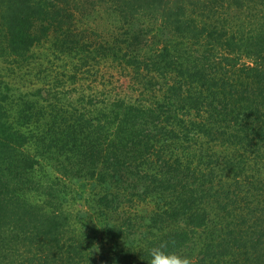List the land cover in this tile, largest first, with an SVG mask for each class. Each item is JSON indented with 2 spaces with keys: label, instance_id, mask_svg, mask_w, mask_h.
<instances>
[{
  "label": "trees",
  "instance_id": "16d2710c",
  "mask_svg": "<svg viewBox=\"0 0 264 264\" xmlns=\"http://www.w3.org/2000/svg\"><path fill=\"white\" fill-rule=\"evenodd\" d=\"M2 2L6 7L0 10V45L6 50L0 48V54L10 67L27 66L34 46L50 33L56 49L73 37L75 26L68 17L73 16L70 10H78L75 0H0V6ZM230 2L95 0L122 25L143 18L148 28L117 33L113 48L86 50V45L73 73L60 72L53 59L47 67L25 68L23 73L31 68L34 78L27 91L15 87L11 77L0 76V240L42 236L37 242L42 247L32 251L33 257H55L63 249L48 242L64 237L67 222L43 206L26 214L20 205L31 204L27 194H50L41 189L49 179L46 171L40 180L29 177L40 169L37 157H46L61 174L99 185L96 202L103 219L126 201L134 206L151 198L154 203L146 204H153L148 227L144 229L145 218L140 216L143 229L137 230L152 236L153 243L163 244L166 233L169 248L199 257L202 264H264L263 179L247 174L226 185L219 171L243 175L244 163L250 164L246 153L260 148L264 152V0L247 23L225 7L239 11V0ZM73 40L72 52L82 36ZM236 43L252 59L249 63H241ZM89 60L96 70L107 62L129 71V83L133 80L146 98L131 103L113 96L103 106H94L84 97H67L61 85L77 83L75 71ZM58 107L64 109L54 111ZM200 138H208L220 152L211 154L206 148L199 153ZM16 180L29 184L28 193L16 192ZM52 181L53 186L59 183L57 178ZM56 198L61 212L63 197ZM133 217L99 223L123 238L137 228ZM171 223L174 229L163 233ZM142 248L143 242L115 245L108 251L109 264H148L141 258ZM12 250L0 248V261Z\"/></svg>",
  "mask_w": 264,
  "mask_h": 264
},
{
  "label": "rangeland",
  "instance_id": "374dc122",
  "mask_svg": "<svg viewBox=\"0 0 264 264\" xmlns=\"http://www.w3.org/2000/svg\"><path fill=\"white\" fill-rule=\"evenodd\" d=\"M94 2L95 0H91L90 2L89 0H75V3H78V10H70V13H73V16L70 15L68 19L73 18V24L75 26V28L71 27V31L73 33L71 35H73V37L78 35L79 38L82 36V40H80L81 43L76 47L74 52L71 51L75 47V43H73V37L65 38V45L60 49H56L53 45L55 44V37L50 33L47 35L48 37H43V41L41 43H39L37 46H34L32 53L33 56L28 61V65L23 68L10 67L7 62H4L7 60L5 59L6 56L0 54V76L4 77L3 80L5 78L11 77L15 87H18L20 91H27L28 89L26 86H28L29 81H33L34 78H32L31 68L27 72L23 73L25 68L36 67L39 64L47 67L48 64H51L47 63L48 60L53 59V61L58 64L57 69L60 72L67 69L68 72L73 73V67L76 68L77 64H81V60L83 59L81 52L85 53L84 50L86 49V45V50L95 49L99 46H101L100 48H103L104 46L113 48L114 41L118 35L117 33L123 32L125 29L133 31L142 29L144 31V29H147L149 26V22L143 20V18H141L142 20L138 19L137 23L135 24L132 23L128 25H122L120 20L115 19L107 13L106 7L96 5ZM226 2L229 3L230 0H226ZM233 2L234 0H231L230 4ZM260 2H262V0H239V4L241 6L239 11L234 6L229 7L228 5H225V7L231 11V16H239L246 20L245 23H247L248 16H253V14L256 12L257 6L259 7L258 4ZM75 3L72 5L76 6ZM5 7L6 4L2 2L0 10H3ZM236 22L237 21L231 23ZM1 35L2 34H0V37ZM148 36L151 38V35ZM141 37L146 38L147 35H142ZM234 46L241 49L238 53L239 56H242L241 63H249V60H252L244 56L246 50L242 49L241 46L239 47L238 43L234 44ZM0 48H4L2 44L0 45ZM76 53L78 54L76 55ZM84 59L86 58L84 57ZM75 74L77 76V83L73 84L68 82L61 85V88L67 91L66 96L71 99H80L84 97L85 100H90L91 102L88 100L87 102L93 103L94 106L97 104L103 106L104 100H107L113 96L124 97L131 103H139L142 101V99L146 98L139 95V89L136 90L137 85L133 82V80L131 83H129L131 80V73L129 71H125L121 66H115V64L113 65V63L110 64L104 62L101 66H99V69L96 70L93 66V61L89 60V65L81 66L77 72L75 71ZM105 92L107 93L106 95ZM46 96L47 94L45 92V97ZM71 99L65 103L69 104ZM60 109L64 108L58 107L55 108L54 111L57 112ZM198 141L199 143L197 144L196 149L199 150V153L201 152V149L205 150L206 148H208V153L211 154L213 152H220L218 146L209 143L208 138H200ZM198 150H196L193 154L197 155ZM254 151V153L253 150H250L248 153H246L248 155L250 164L248 165V163H244L246 172L243 175L236 176L234 173H229L219 169L220 173L222 174L221 182L226 185L230 183H236V181L243 180L244 177L249 174L253 176V178L256 177L263 179L264 183V152L261 148ZM37 159H40V162L37 164L40 169L38 171L36 170L35 174H30L29 177L31 179L40 180L46 171V173L49 175V179L48 181H46V179L44 180L45 185L43 184L41 189H43V192H50V194L47 196H42V198L32 195L33 193H31V195L27 194L28 203L31 204L24 203V205H20L23 210H27V212H25L26 214L29 212L34 214V212L37 211L39 207L43 206V208L45 207L43 211L46 213L55 212L59 218L67 222V231L64 233V237L60 236L62 232L60 230V233L57 235V237L62 238L59 240H54V243H50V241L48 242L51 245H59V248L63 249L59 251L55 257L41 254L40 256L35 254L33 257L32 251L42 247L38 245V241L43 240L42 236L34 239L33 236L27 237V235H19V237H17L20 239H17L15 235H10L8 237H2L3 239L0 240V248H15V252L12 250L15 255L12 251H10L6 254L7 260H1L0 264H109L110 257L108 256V251L111 248H114L115 245L118 247L120 245L134 246L143 242V250L144 248H148L149 245L150 247L151 245H157V243L152 242V236L147 235V240V236H143L142 232H138L137 230L138 228H141L139 226L140 216L145 218L144 229H147L148 227V223L150 222L149 211L152 209V203H154L151 201V198H148V202H152L149 205H146L148 203H145L146 200L134 206H132V200L126 201L124 206L122 205V208L119 209L120 211H109V213L113 214H110V217L103 219L102 216L104 211L96 202L98 199V194L101 192L99 185L94 184L92 180L88 178H80L75 174H61L59 170L57 171L54 168V160L52 161L46 157H37ZM195 159H197L196 156ZM53 178L59 179V183L54 184V186L53 184H50L53 182ZM16 184H18L17 187H14L17 193L21 194L25 191L28 193L27 188L29 184L25 185L23 180L20 182L16 180L15 185ZM56 195H60V199L61 195L63 197V202L61 203L63 208H61V212L59 210V203L57 202L59 200L56 198ZM10 204L13 205L14 202L11 201ZM126 213L131 217L135 216L137 218L136 224L134 225L137 228L133 229L134 233L131 236L116 238L117 235L115 232L111 231L114 234L109 233L106 230V226L99 223L101 221L103 224L111 225L118 218L121 219L122 216H129L126 215ZM38 224L39 223L37 222L36 226ZM48 226L49 225H46L45 227ZM174 227L175 225H172L171 223L170 227H164L165 229L162 232L164 233L170 231L171 229H174ZM164 234L161 236L163 244L166 242ZM51 239H53V235L51 236L50 240ZM1 255L2 254H0V256ZM187 256H189V254H187ZM202 262L203 260L199 261V257L192 258V264H202ZM216 263L217 261L213 262V264Z\"/></svg>",
  "mask_w": 264,
  "mask_h": 264
},
{
  "label": "clouds",
  "instance_id": "9594fccd",
  "mask_svg": "<svg viewBox=\"0 0 264 264\" xmlns=\"http://www.w3.org/2000/svg\"><path fill=\"white\" fill-rule=\"evenodd\" d=\"M148 264H192V258L169 248L166 244L153 245L143 250L141 257Z\"/></svg>",
  "mask_w": 264,
  "mask_h": 264
}]
</instances>
